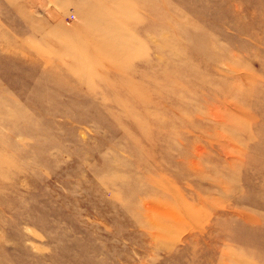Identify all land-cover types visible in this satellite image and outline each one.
I'll use <instances>...</instances> for the list:
<instances>
[{"label":"rangeland","instance_id":"obj_1","mask_svg":"<svg viewBox=\"0 0 264 264\" xmlns=\"http://www.w3.org/2000/svg\"><path fill=\"white\" fill-rule=\"evenodd\" d=\"M0 264H264V0H0Z\"/></svg>","mask_w":264,"mask_h":264}]
</instances>
